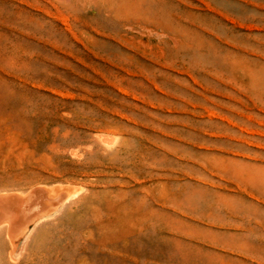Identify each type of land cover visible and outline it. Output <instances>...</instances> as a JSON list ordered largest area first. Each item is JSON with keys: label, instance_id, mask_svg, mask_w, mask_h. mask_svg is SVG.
Returning <instances> with one entry per match:
<instances>
[{"label": "rangeland", "instance_id": "1", "mask_svg": "<svg viewBox=\"0 0 264 264\" xmlns=\"http://www.w3.org/2000/svg\"><path fill=\"white\" fill-rule=\"evenodd\" d=\"M60 3L0 0V192L83 189L3 260L264 264V0Z\"/></svg>", "mask_w": 264, "mask_h": 264}, {"label": "bare ground", "instance_id": "2", "mask_svg": "<svg viewBox=\"0 0 264 264\" xmlns=\"http://www.w3.org/2000/svg\"><path fill=\"white\" fill-rule=\"evenodd\" d=\"M56 1L58 3L61 2L63 7L66 9L71 7V3L73 1L83 2L85 4L87 3L90 6H96L95 9L97 8V5L100 7L99 0ZM98 136L103 139L104 142L115 139L114 137L116 135L112 131L101 130V132L98 133ZM82 189L83 186L79 183L54 182L51 184L43 183L35 186L34 188L32 186L27 191L14 189L0 192V237L3 239V243L0 245V264H12L9 261L5 262L3 260L4 257L1 254L10 249L9 257L12 259V256L18 248V238L20 236H28L37 223H39L42 219L53 216L65 203L76 198L81 193ZM7 240L8 243L6 242ZM36 258L38 259V257ZM27 262L30 261L27 260ZM32 264H35V262Z\"/></svg>", "mask_w": 264, "mask_h": 264}]
</instances>
